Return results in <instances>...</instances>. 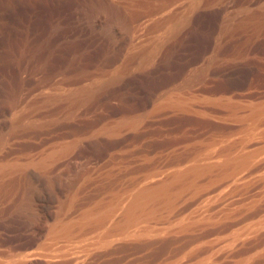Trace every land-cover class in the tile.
Listing matches in <instances>:
<instances>
[{
	"label": "rangeland",
	"instance_id": "1",
	"mask_svg": "<svg viewBox=\"0 0 264 264\" xmlns=\"http://www.w3.org/2000/svg\"><path fill=\"white\" fill-rule=\"evenodd\" d=\"M0 264H264V0H0Z\"/></svg>",
	"mask_w": 264,
	"mask_h": 264
},
{
	"label": "bare ground",
	"instance_id": "2",
	"mask_svg": "<svg viewBox=\"0 0 264 264\" xmlns=\"http://www.w3.org/2000/svg\"><path fill=\"white\" fill-rule=\"evenodd\" d=\"M89 2V1H88ZM91 2V1H90ZM81 11V10H80ZM84 13V15H86L85 17H87V19L89 20V22L92 24V25H112V21H113V16H115V11H114V9L113 8H111V7H109L108 5H106V4H104L103 2L101 3V2H96V3H93V4H91L86 10H85V12H83ZM84 17V16H83ZM86 19V18H85ZM84 19V20H85ZM85 22H87V21H85ZM253 110V109H252ZM242 148V147H241ZM212 149H210V151H211ZM208 152H209V150H207ZM212 152H215V151H212ZM237 152V151H236ZM244 152V151H243ZM204 153H206V152H204ZM240 153H242L241 151H240ZM207 154V153H206ZM211 154V153H210ZM229 154V153H228ZM238 154V153H237ZM203 155V154H202ZM201 155V156H202ZM205 155V154H204ZM203 155V156H204ZM208 155H209V153H208ZM212 155V154H211ZM214 155V154H213ZM231 156L232 155H234V153L233 154H230ZM202 156V157H203ZM230 156V157H231ZM201 157V158H202ZM212 157H214V156H212ZM237 157V156H236ZM200 158V157H199ZM215 158V157H214ZM217 158V157H216ZM219 158V157H218ZM221 159L223 158V157H220ZM238 158V157H237ZM251 158V157H250ZM210 159V158H209ZM220 159V160H221ZM231 159H234V158H232L231 157ZM245 159H247V158H245ZM207 160H208V158L206 159V163H204L203 161H201V163H202V165H204V164H207ZM211 160V159H210ZM219 160V159H218ZM226 160V159H225ZM242 160V159H241ZM229 161H231V160H229ZM239 161V160H238ZM238 161H236V162H238ZM243 162H244V158H243V160H242ZM198 162V161H197ZM196 162V163H197ZM226 162V161H225ZM195 163V164H196ZM209 163H212L211 161H209ZM208 163V164H209ZM214 163H216L215 161H214ZM200 165V164H199ZM241 165V164H240ZM239 165V166H240ZM201 166V165H200ZM212 166V165H211ZM151 192H153V191H148V190H146V189H141V191H137V193H136V195H135V198H139V199H143V198H145V197H148L149 195H152L153 193H151ZM134 194V193H133ZM133 194L131 195V196H133ZM134 197V196H133ZM129 199H130V197H128ZM126 200V199H125ZM124 200V201H125ZM132 200V199H131ZM127 201V200H126ZM125 203V202H124ZM126 203H128V202H126ZM134 203H135V199H134ZM122 205H123V203H122ZM138 205V204H137ZM124 206L125 205H123L121 208L123 209L124 208ZM133 207V206H132ZM119 209V208H118ZM121 209V210H122ZM132 213V212H131Z\"/></svg>",
	"mask_w": 264,
	"mask_h": 264
}]
</instances>
